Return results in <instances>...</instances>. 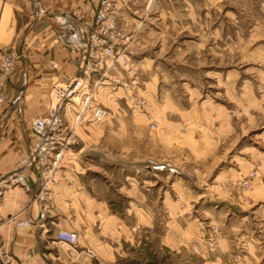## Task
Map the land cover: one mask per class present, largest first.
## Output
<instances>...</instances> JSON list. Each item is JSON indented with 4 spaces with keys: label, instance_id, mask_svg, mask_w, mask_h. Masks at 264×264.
I'll list each match as a JSON object with an SVG mask.
<instances>
[{
    "label": "rangeland",
    "instance_id": "rangeland-1",
    "mask_svg": "<svg viewBox=\"0 0 264 264\" xmlns=\"http://www.w3.org/2000/svg\"><path fill=\"white\" fill-rule=\"evenodd\" d=\"M24 7L0 0V53L16 54L8 40ZM105 21L122 55L89 78L107 114L70 118L48 186L69 171L95 201L72 203L77 246L46 253L74 248L83 264H264V0H111Z\"/></svg>",
    "mask_w": 264,
    "mask_h": 264
},
{
    "label": "crops",
    "instance_id": "crops-1",
    "mask_svg": "<svg viewBox=\"0 0 264 264\" xmlns=\"http://www.w3.org/2000/svg\"><path fill=\"white\" fill-rule=\"evenodd\" d=\"M23 1L25 22L19 29L14 24L13 32L10 28L8 40L13 44L9 49L19 45L14 71L4 86L6 102L0 105V181L17 170L29 153L34 141L32 124L47 114L51 86L69 80L54 83L53 79L76 77L80 72L86 46L78 28L92 24L99 0ZM25 173L26 186L6 187L0 202V264H71L74 260L83 264L74 248L56 253L46 250L67 246L56 241L59 231L78 234L70 224L76 217L75 197L85 196V202L95 199L89 192L75 191L77 176L61 171L45 202L38 201L40 180L31 170ZM87 227L94 236L91 223ZM87 264L103 263L96 256Z\"/></svg>",
    "mask_w": 264,
    "mask_h": 264
},
{
    "label": "built area",
    "instance_id": "built-area-1",
    "mask_svg": "<svg viewBox=\"0 0 264 264\" xmlns=\"http://www.w3.org/2000/svg\"><path fill=\"white\" fill-rule=\"evenodd\" d=\"M110 1L101 0L100 9H98L92 24L78 28L79 33L85 39L86 46L80 72L69 83L53 85L50 92L51 105L47 114L37 117L33 121L31 131L34 141L29 153L20 160V167L17 170L0 181V202L6 187L26 186L25 172L28 170L33 171L40 180V190L36 199L41 202L45 201L49 192L48 186L55 182L52 174L60 166V157L69 143L70 136L65 133V130L70 125V118L74 122L80 120L98 122L105 118L107 114L105 109L92 104L94 87L89 75L92 68L100 73L104 70V65L107 68L111 67L114 62H118L122 55V50L117 47L122 37L111 38L107 27L109 24L105 21V13L109 9ZM111 39H114L117 46L111 42ZM125 42L127 41L124 40L121 44L125 46ZM106 58L109 64H106L105 61L103 65L102 62ZM16 60L17 55L14 53H0V105L6 102L4 84L12 75ZM101 77H104V73ZM101 83H95L94 86L99 87ZM79 105H82L80 110L77 109ZM42 182L44 183L42 184ZM245 185L249 186L248 183ZM78 240L77 233L65 230L59 231L56 237L58 243L69 247L77 246ZM87 255H93L92 250H88Z\"/></svg>",
    "mask_w": 264,
    "mask_h": 264
},
{
    "label": "bare ground",
    "instance_id": "bare-ground-1",
    "mask_svg": "<svg viewBox=\"0 0 264 264\" xmlns=\"http://www.w3.org/2000/svg\"><path fill=\"white\" fill-rule=\"evenodd\" d=\"M106 83H107V81H103V82H102V84H106Z\"/></svg>",
    "mask_w": 264,
    "mask_h": 264
}]
</instances>
